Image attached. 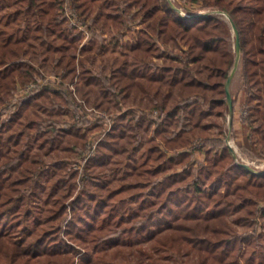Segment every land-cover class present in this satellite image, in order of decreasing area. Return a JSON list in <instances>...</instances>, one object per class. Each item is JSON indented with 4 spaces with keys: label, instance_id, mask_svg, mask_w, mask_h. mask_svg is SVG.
<instances>
[{
    "label": "trees",
    "instance_id": "obj_1",
    "mask_svg": "<svg viewBox=\"0 0 264 264\" xmlns=\"http://www.w3.org/2000/svg\"><path fill=\"white\" fill-rule=\"evenodd\" d=\"M64 1L102 33L141 24L108 77L70 51L81 35L68 11H56ZM190 1L211 10L190 17L198 11L170 0H0V264H107L98 259L105 248L142 242L172 257L187 245L198 264H264V171L238 161L226 142L225 82L236 51L230 20L216 12L239 32L243 144L264 149V0ZM37 42L59 53L64 75L79 63L76 88L91 100L94 86L96 106L119 107L94 147L78 123L61 127L39 115L58 113L46 103H70L72 91L36 80L28 58ZM34 79L7 113L17 86ZM134 102L151 110L127 117L123 106ZM198 136L205 156L194 162ZM80 158L77 189L69 182L77 171L64 172Z\"/></svg>",
    "mask_w": 264,
    "mask_h": 264
},
{
    "label": "rangeland",
    "instance_id": "obj_2",
    "mask_svg": "<svg viewBox=\"0 0 264 264\" xmlns=\"http://www.w3.org/2000/svg\"><path fill=\"white\" fill-rule=\"evenodd\" d=\"M172 3H177L178 9L181 11H209L211 9L206 8L204 9L201 6L200 1L192 2L190 0H170ZM66 7L65 1L63 3H58L56 5V11L58 13L67 12V22L69 25L73 26V32L81 35L79 40L78 47H73L70 51L75 53L76 61L84 60L85 59V66L94 72L95 74L109 76L111 73V69L115 60L121 59L120 50L127 47L129 44L134 42L137 38V32L140 28L141 24L137 22L136 19L133 20V23L130 27L123 28L121 33L118 35L116 29H110L106 32L102 33L99 28L88 27L89 24H86L80 20V18L76 15V13L72 10L64 9ZM62 7V8H61ZM217 13H220L226 20L229 19L228 13L224 11L217 10ZM228 15V17L226 16ZM230 20V19H229ZM231 40L232 46L234 47L235 44V34L233 29L231 28ZM118 35V42L115 41V36ZM114 37V39H113ZM48 40V39H47ZM61 40L57 39L55 44L59 45ZM91 44V47L85 50H82V45ZM37 50L36 55L29 56V61L34 66L35 70L33 74L40 83H49L54 87H59L60 89L68 88L72 91L70 94L69 99L71 100L70 103H62L61 101L58 102L57 99L51 98V102H47L49 108H55L58 110V113L48 115L46 113L39 114L42 118L53 122L54 125H59L61 127H66L69 123H78L82 127V131L87 133V139L91 142L93 147L100 142L101 139H104L106 136V132L108 131L110 118L114 117L112 115H116L120 113L119 107L114 105L109 106V110L106 108L98 107L95 105V90L94 86H92L93 91H89V95L91 100L88 96H84L81 92L77 90L76 84L78 82V75H80V67L79 63L77 62V67L73 75H64L63 68H61L60 63L57 64V60L59 57L58 52L44 51V45H40L37 42ZM185 47V46H183ZM176 54L182 56L180 50L176 51ZM91 56V59H87L86 57ZM36 86L35 79L27 81L25 83H20L17 86V90L15 91L14 98H12L10 102V108L6 111L7 113L15 109V103L19 101V99L28 93H30ZM230 91L232 97L235 98V112L234 118L229 114H226L224 127H229V131L226 133V142L231 147L234 156L238 161L243 162L251 167H253L256 171L264 169V149L258 143L255 149L252 147H247L244 145L243 135L241 133L242 125H241V116H246V109L241 106L239 100H242L243 91H242V80H241V72H240V61L238 63V67L233 75ZM80 105L82 107L79 109L76 105ZM149 103L147 104H139L134 102L131 106L124 105L122 111H127V117H129L131 112L134 111L135 114L139 113L141 109L151 110L148 109ZM148 106V107H146ZM130 108V109H127ZM131 112V113H130ZM155 111L154 113H156ZM3 114L0 117L5 116ZM100 117L102 119H106V124L104 127H97L93 125L94 118ZM223 121L222 118L214 119V125L212 127V132L217 133L218 127L216 126V122L221 123ZM90 129H87L89 128ZM233 127V131L230 129ZM150 132V131H149ZM203 137L198 136L193 139V161L200 162L204 159V152L202 149H199L203 144ZM244 146V147H243ZM78 156V155H77ZM76 157V155H72V159ZM82 164L83 159H78L77 163L71 164L70 170H66L64 175L66 178L70 175L71 171H77L74 179H68L69 182L72 181L76 184V188L80 189L82 185L81 177H82ZM65 188L62 190V193H65ZM75 195V194H74ZM72 199V198H71ZM69 199H66L65 202H69ZM70 211V209H69ZM229 222L235 226L237 232L245 233L247 229L235 224L233 222V218H228ZM262 254L264 255V249ZM97 254H95L96 257ZM100 261L106 262L107 264H198L196 255L194 252L186 245L181 252V255L176 256H168L165 252L157 250L153 247L150 242H142L137 243L132 246L129 245H118V246H111L105 248L98 256Z\"/></svg>",
    "mask_w": 264,
    "mask_h": 264
},
{
    "label": "water",
    "instance_id": "obj_3",
    "mask_svg": "<svg viewBox=\"0 0 264 264\" xmlns=\"http://www.w3.org/2000/svg\"><path fill=\"white\" fill-rule=\"evenodd\" d=\"M209 11H200L198 13H194V14H191L189 15L190 17H195V16H201V15H206L208 14ZM228 17V15H226ZM230 19V23H231V26H232V29L234 31V34H235V51H236V57H235V62H234V65H233V68L230 72V74L228 75L227 79H226V82H225V93H226V100H227V104H228V107H229V112H230V116H232L233 112H234V108H233V97H232V94H231V91H230V85H231V81H232V78H233V75L238 67V63H239V58H240V40H239V32H238V29H237V26L236 24L234 23V21L229 17ZM248 168L252 169V170H255L253 167L245 164ZM260 172H263L264 169L262 170H259Z\"/></svg>",
    "mask_w": 264,
    "mask_h": 264
},
{
    "label": "built area",
    "instance_id": "obj_4",
    "mask_svg": "<svg viewBox=\"0 0 264 264\" xmlns=\"http://www.w3.org/2000/svg\"><path fill=\"white\" fill-rule=\"evenodd\" d=\"M245 114V113H244ZM244 114H243V116H244Z\"/></svg>",
    "mask_w": 264,
    "mask_h": 264
}]
</instances>
